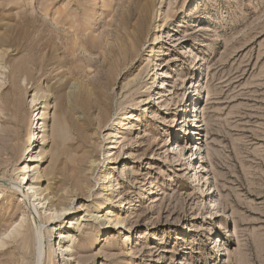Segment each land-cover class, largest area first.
<instances>
[{"label":"rangeland","instance_id":"374dc122","mask_svg":"<svg viewBox=\"0 0 264 264\" xmlns=\"http://www.w3.org/2000/svg\"><path fill=\"white\" fill-rule=\"evenodd\" d=\"M150 1L141 49L113 59L121 14L124 35ZM107 96L85 130L82 104ZM1 130L0 264H55L52 245L57 264H264V0H0ZM33 133L48 209L21 200Z\"/></svg>","mask_w":264,"mask_h":264},{"label":"bare ground","instance_id":"6f19581e","mask_svg":"<svg viewBox=\"0 0 264 264\" xmlns=\"http://www.w3.org/2000/svg\"><path fill=\"white\" fill-rule=\"evenodd\" d=\"M130 7V6H129ZM128 8V7H126ZM200 7H198L196 10H198ZM131 9V8H130ZM154 8H153V4H152V1H150L149 3L147 2V4H133V10L131 11V15H128L127 16V20L125 21V26H126V29H125V32H124V35H123V13L121 14V19H120V26H121V35H119V39H118V42L116 46H114V48L112 47L111 49V52H112V58L115 59V57H123V53L126 52V50H130L129 52L131 54L133 53H137L142 45H143V42L145 40V37L147 39V32H148V29L150 28L149 27V24H150V14H152ZM174 11V10H173ZM111 15H112V12H111ZM137 16V19L134 21V19L132 20L130 16ZM168 18L170 17V13L168 14L167 16ZM134 21V22H133ZM151 26V25H150ZM112 27V26H111ZM199 27V25H194V29ZM193 30V29H192ZM160 30L158 31H155L156 33L154 34V38H155V42L156 43H152L150 45V47L152 46H161L163 45V41L164 40H161L159 39V35H158V32H160ZM150 32V31H149ZM193 34V33H192ZM191 34V35H192ZM163 35V34H161ZM175 36V35H174ZM190 34H188L186 37H189ZM184 38L183 41L180 43V44H184L185 42H187L189 40V38ZM115 44V43H114ZM149 47V48H150ZM154 49L152 48L151 51H153ZM155 52V50L153 51ZM156 53V52H155ZM197 63V62H196ZM199 63V62H198ZM197 63V64H198ZM149 68V67H148ZM138 76V75H137ZM116 84V83H115ZM114 85V81H109V86L112 87ZM123 91V90H122ZM122 93V92H121ZM117 96V95H116ZM115 96V97H116ZM108 97V96H107ZM105 97L104 99H102L101 97H99L98 101L95 102V104L93 106L91 105H88L87 104H82V106L84 107L85 109V117L80 121L81 125L84 126L87 130V129H90L91 130V126L96 123V119H93L91 116H90V110L91 109H95L97 112H98V115H97V127H96V130H98L102 125H106L109 123L110 121V97ZM152 98V97H151ZM114 100V99H113ZM152 99H150V102H151ZM191 100V93L188 95V97L186 98V103H189ZM192 101V100H191ZM195 101H198L197 99ZM146 104H149L146 102ZM120 108V107H119ZM144 108V107H143ZM142 108V109H143ZM170 105L168 106V108H166V110L170 109ZM183 108V107H182ZM187 105L183 108V109H180L178 111V114H180L182 117L180 118V122H182L183 124H187L188 122V119L189 118H186L187 114H188V111H187ZM147 110L146 109H143V112H146ZM95 112V111H94ZM149 112V111H148ZM191 113V112H190ZM39 115V114H38ZM42 117L40 118V121H43L42 125H45L44 123V120L46 119L45 116H46V112L45 110H43L42 112ZM122 117H123V114H122ZM133 115L129 114L128 115H125L124 116V119L125 120H128L130 118H132ZM178 116L176 115L175 118H174V121L171 123L172 127H173V130L174 129H177V125L175 124L178 123L179 121L177 120ZM190 117V116H189ZM45 118V119H44ZM194 119L195 120H198V114H196L194 116ZM193 119V121H194ZM80 120V119H79ZM125 120H120L119 124L123 125V121ZM118 121V120H116ZM125 123V122H124ZM189 123V122H188ZM201 123V122H200ZM117 124V123H116ZM110 125V124H109ZM176 125V126H175ZM200 124H197V128L199 127ZM117 126V125H116ZM123 127V126H122ZM105 128V127H104ZM7 129V128H6ZM199 129V128H198ZM10 130V129H9ZM14 132V131H13ZM45 132V131H43ZM201 135V133L199 134ZM8 133L5 131V130H1L0 131V166L2 164V160H1V156L3 153H5L4 151L7 149L6 148V145H7V142H8ZM32 140H29V145L27 147L28 149V158L26 159V162H24L20 168H19V171H18V175H21V181L18 182L19 183V188L21 189L20 192H21V200L22 202H26V201H29L32 203L35 202V201H39V206L37 208V210L40 208V209H43L44 206H45V201L48 200V205H47V209L48 207H50L51 203H52V200H49V197H46V196H43V193L41 192V190L38 188V185L40 184V182L42 181V176L41 175V172L38 168L39 164L41 162H43V160L45 159V156H43V154L41 153H37V149H38V146H39V142L40 140H43L44 139V135H41L40 133H33L32 135ZM93 135H89V141H88V144H89V148H93V143L91 142L92 139L94 137H92ZM116 134L114 131H112L110 133V137H108V139L110 140H113V139H116ZM175 138H179L178 136H176ZM107 139V138H106ZM109 140V141H110ZM181 140V138H180ZM179 141V140H178ZM41 144V143H40ZM112 146L109 147V152L108 154H110L112 152V150H116L117 147L116 146H113V145H117L116 142L112 141V143H110ZM45 145V144H44ZM42 147V146H41ZM197 148V147H196ZM8 150V149H7ZM6 150V151H7ZM93 151V150H92ZM90 151H87L88 154ZM95 153V152H94ZM93 153V154H94ZM202 154H200L201 156ZM90 157H93L91 155H89ZM113 156H116L114 159H115V162H117L118 158H119V154L118 152L114 153ZM213 156V155H212ZM4 158V157H3ZM29 160V161H27ZM5 161V160H4ZM85 159H80L79 162L77 163V166L75 167V170L77 171H80V167H81V162H84ZM129 169V168H127ZM36 172V173H35ZM80 173V172H79ZM77 176V174L75 175ZM19 178V177H18ZM105 179H106V184H109L111 182L110 180V174L109 173H106L105 174ZM20 180V179H19ZM69 180V179H68ZM108 180V181H107ZM74 183H75V187H77L78 190H81L80 186H79V183L76 179V177H74ZM196 186V185H195ZM202 187V186H201ZM203 189V188H202ZM86 190V189H85ZM208 190V189H207ZM65 191V190H64ZM87 191V190H86ZM88 192V191H87ZM67 193V192H66ZM79 193V192H78ZM128 193V192H127ZM66 195V194H65ZM74 195V194H73ZM73 195L69 196L68 199H72ZM199 195V194H198ZM60 196V195H59ZM68 196V194L66 195ZM77 196V195H76ZM75 196V197H76ZM208 195H206L207 197ZM64 196H60L58 197V200L61 202V200L63 201ZM68 203L66 204L67 206L64 207V208H61L60 209V212H69L70 213V208H69V204H71L72 202L71 201H67ZM42 203H44V205H41ZM129 203V201L127 202ZM132 204V203H131ZM130 204V205H131ZM57 211V209H55ZM89 212V211H88ZM87 212V213H88ZM61 215H59L58 218H60ZM86 216H90L91 219L93 218L94 220H99L100 222H102V219L99 217H94V216H91V215H86ZM109 217L110 216H115L116 219H115V225L117 227V225H119L120 223L124 224L125 221L123 219L120 218V216L118 214H114L113 213H110L108 215ZM83 217V216H81ZM49 219V222L51 221H54L55 218L54 216L48 218ZM105 220V219H104ZM85 219H71L70 220V223H71V226H73L77 231H79L81 229V226L83 225ZM94 222V221H93ZM55 227V226H54ZM54 227L53 230H54ZM1 231V230H0ZM7 231V230H6ZM9 231V230H8ZM5 233V232H4ZM67 236L64 235L63 232H60L59 233V237L58 239H64L66 238ZM72 238H74L72 236ZM70 238V240L72 239ZM57 239V238H56ZM23 240V239H22ZM65 240V239H64ZM69 240V239H68ZM75 240V239H74ZM21 241V240H20ZM217 247V246H216ZM218 248V247H217ZM55 246H51V253L49 254V257H52L53 261L55 262V264H57V260H55L56 258L53 257L55 255H57V251L55 250ZM218 252H219V249H218Z\"/></svg>","mask_w":264,"mask_h":264}]
</instances>
